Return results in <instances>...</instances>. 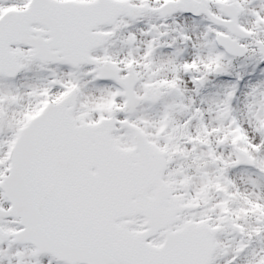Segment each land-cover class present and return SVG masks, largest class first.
<instances>
[{
  "label": "snow or ice",
  "instance_id": "1",
  "mask_svg": "<svg viewBox=\"0 0 264 264\" xmlns=\"http://www.w3.org/2000/svg\"><path fill=\"white\" fill-rule=\"evenodd\" d=\"M0 264H264V0H0Z\"/></svg>",
  "mask_w": 264,
  "mask_h": 264
}]
</instances>
